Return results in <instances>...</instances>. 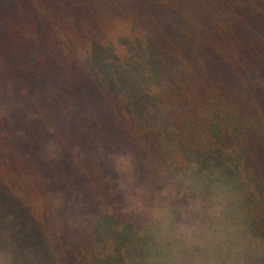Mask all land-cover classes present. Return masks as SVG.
<instances>
[{
    "label": "trees",
    "instance_id": "1",
    "mask_svg": "<svg viewBox=\"0 0 264 264\" xmlns=\"http://www.w3.org/2000/svg\"><path fill=\"white\" fill-rule=\"evenodd\" d=\"M195 201L264 254V0H0V264H185Z\"/></svg>",
    "mask_w": 264,
    "mask_h": 264
},
{
    "label": "rangeland",
    "instance_id": "2",
    "mask_svg": "<svg viewBox=\"0 0 264 264\" xmlns=\"http://www.w3.org/2000/svg\"><path fill=\"white\" fill-rule=\"evenodd\" d=\"M188 184L183 189L184 191L190 190L193 192L197 190L193 189L190 181H188ZM168 189L174 188L170 186ZM199 191L201 189L196 191L198 199L200 196ZM216 194H218L216 190L211 189L209 198L212 205L217 202ZM198 201L188 202L186 205L179 204L180 206H175L176 208L173 210L176 217L170 215L174 220L173 224H178L180 232L187 233L189 237L190 245L182 251H185V254L182 253L185 264H264V254L260 249L259 242L250 235L251 232L244 225L234 224L233 219L224 214H222V219L221 214L216 216V220L212 219L211 224L208 223V219L207 223L201 224L200 220L204 219V216L201 213L202 211L198 210ZM192 210L196 214L192 215L190 213ZM217 218H219V222ZM222 224H228L227 233L230 237L235 236V240H230L231 245L230 242H226L227 239L223 238L226 234Z\"/></svg>",
    "mask_w": 264,
    "mask_h": 264
}]
</instances>
